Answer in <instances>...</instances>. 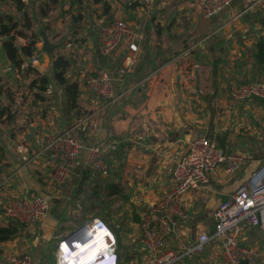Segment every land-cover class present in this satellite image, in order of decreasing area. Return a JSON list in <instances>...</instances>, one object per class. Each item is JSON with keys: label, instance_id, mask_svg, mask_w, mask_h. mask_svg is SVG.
Listing matches in <instances>:
<instances>
[{"label": "crops", "instance_id": "crops-1", "mask_svg": "<svg viewBox=\"0 0 264 264\" xmlns=\"http://www.w3.org/2000/svg\"><path fill=\"white\" fill-rule=\"evenodd\" d=\"M241 11L239 0L212 17L203 15L198 0H156L151 10L140 0H73L69 6L61 0H0V23L10 18L15 24L10 34L21 32L15 46L22 60L19 66L7 56L0 35V210L29 194L49 205L42 222L21 227L0 243V264L11 253H26L35 264H55L59 239L82 242L84 234L75 233L82 227L88 231L95 220L115 236L119 264H149L141 218L174 186V167L199 137L239 154L243 162L233 174L217 168L205 185L182 196L185 218L178 219L166 248L213 232L219 204L264 167V99L238 102L229 96L234 84L264 83L258 56L264 8ZM113 19H124L138 34L135 62L122 80L117 69L128 43L110 57L97 49L100 27ZM32 39L39 57L35 65L26 54ZM60 55L68 61L63 84L53 73ZM99 68L113 77L110 102L95 97L83 82L84 74ZM38 74L48 77L43 91L32 85ZM143 80L141 88L137 84ZM65 132L82 149L69 178L56 184L51 163L39 152L48 135ZM113 141L119 149L105 152L111 176L103 179L84 166L87 149ZM8 223L0 214V225ZM237 238L253 251L256 264H264V231L241 226ZM176 264L224 261L213 240L200 255Z\"/></svg>", "mask_w": 264, "mask_h": 264}, {"label": "built area", "instance_id": "built-area-1", "mask_svg": "<svg viewBox=\"0 0 264 264\" xmlns=\"http://www.w3.org/2000/svg\"><path fill=\"white\" fill-rule=\"evenodd\" d=\"M73 0H61L63 6H69ZM145 9L151 10L156 0H140ZM235 0H198L203 15L212 17ZM242 11L250 8H264V0H239ZM241 11V12H242ZM138 34L124 19H113L102 25L97 34V49L100 55L110 57L123 41L128 43V52L122 59V65L117 69L119 80L129 71L135 62L138 45L135 38ZM69 46V45H67ZM38 55L31 52L29 61L32 65L38 63ZM83 82L95 97L110 102L114 99L113 77L105 68H99L94 73H86ZM141 88L145 81L137 84ZM229 96L234 101H249L264 99V83L253 81L244 84H234ZM81 144L68 132L48 135L39 152L51 163V180L63 184L71 175L81 153ZM119 141L100 146L93 145L87 149L84 166L96 176L107 179L111 176V168L105 159V152H116ZM243 162L242 156L226 152L206 138H196L188 145L187 153L177 162L172 177L174 186L161 195L152 204L140 221L141 242L145 252L150 256L149 264H176L185 258L200 255L207 244L216 241L220 245L224 264H256L252 250L241 246L237 234L241 226H249L264 231V167L251 179L249 184L242 185L225 201L221 202L213 213L214 228L211 234L201 232L194 242L181 244L176 249L166 248V239L176 232L178 219H184L185 214L181 198L191 190L199 189L208 182L210 173L217 168H223L228 174L239 171ZM48 202L35 194L24 195L7 201L2 205L0 214L9 222H15L25 227H35L42 222L48 213ZM98 228L105 229L109 237L103 236L101 251L90 250L83 253L74 264H115L113 258L102 256L105 250L116 252V239L110 228L101 220H95L88 227V235ZM113 236V237H112ZM114 238V239H113ZM87 239V238H86ZM86 241V240H85ZM76 242L66 240L63 236L58 241L57 259L55 264H70L68 258L77 248ZM86 247V242L80 241ZM98 253L95 257H92ZM4 264H35L30 255L8 254Z\"/></svg>", "mask_w": 264, "mask_h": 264}, {"label": "trees", "instance_id": "trees-1", "mask_svg": "<svg viewBox=\"0 0 264 264\" xmlns=\"http://www.w3.org/2000/svg\"><path fill=\"white\" fill-rule=\"evenodd\" d=\"M7 22H1L0 23V35L5 36V40L3 43L5 52L7 56L12 59L13 61L16 62L20 66L22 63V60L19 58L17 49L15 46V36L17 33L21 32H15L14 34H10L12 30L15 29V24L11 23V19L8 18ZM31 49L27 51V55H31L32 50L35 49L34 47V39L29 42L28 44ZM259 51L260 53L258 54L259 60L264 63V42H261L259 44ZM68 66V61L67 59L63 56H57L54 61H53V73L55 75L56 80L61 84L64 83V72L66 67ZM28 69H31L35 71L34 67L28 66ZM48 83V77L46 74H38L37 80L32 83L34 86L35 84L39 85V90L43 91L45 87L47 86ZM74 101V99H72ZM21 227H25L24 225L15 223V222H9L7 226H1L0 225V243L7 242L14 238ZM117 253V252H116Z\"/></svg>", "mask_w": 264, "mask_h": 264}, {"label": "bare ground", "instance_id": "bare-ground-1", "mask_svg": "<svg viewBox=\"0 0 264 264\" xmlns=\"http://www.w3.org/2000/svg\"><path fill=\"white\" fill-rule=\"evenodd\" d=\"M86 235L88 238L86 239V241H84L86 242L85 248H84V245H80V239L71 241V242H76L75 247L77 249L74 252H72L73 255L68 258L67 260L68 263L74 264L76 261L79 260V258H81L83 253H87L90 250L101 251L104 248L101 242L102 241L101 238L103 236L109 237L106 230L102 228H98L97 230H94L93 233H91L90 235H88V233ZM83 249H86V250L83 253L79 254V252H81Z\"/></svg>", "mask_w": 264, "mask_h": 264}, {"label": "clouds", "instance_id": "clouds-1", "mask_svg": "<svg viewBox=\"0 0 264 264\" xmlns=\"http://www.w3.org/2000/svg\"><path fill=\"white\" fill-rule=\"evenodd\" d=\"M114 239V238H113ZM98 253H96L95 255H93L92 257H95ZM102 256H106L107 258H113L115 261V264H119V259H118V255L116 252L111 251V250H105L101 253ZM105 261V258H103V260L99 263V264H103V262Z\"/></svg>", "mask_w": 264, "mask_h": 264}, {"label": "water", "instance_id": "water-1", "mask_svg": "<svg viewBox=\"0 0 264 264\" xmlns=\"http://www.w3.org/2000/svg\"><path fill=\"white\" fill-rule=\"evenodd\" d=\"M46 42V41H45ZM47 43V42H46ZM79 232H82L84 235H83V241H85L86 240V238H88L87 237V233H88V231H86V229H85V227H82L81 229H79L78 230V232H76L75 234H77V233H79ZM82 236V235H81Z\"/></svg>", "mask_w": 264, "mask_h": 264}]
</instances>
